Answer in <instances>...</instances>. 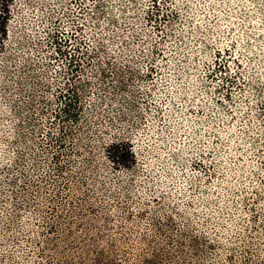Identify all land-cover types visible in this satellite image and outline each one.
I'll return each instance as SVG.
<instances>
[{"label":"rangeland","instance_id":"obj_1","mask_svg":"<svg viewBox=\"0 0 264 264\" xmlns=\"http://www.w3.org/2000/svg\"><path fill=\"white\" fill-rule=\"evenodd\" d=\"M71 84L87 139L128 141L137 162L118 170L95 143L97 177L76 167L72 190L96 211L44 218L26 205L15 142L33 98ZM0 264H264V0H15Z\"/></svg>","mask_w":264,"mask_h":264},{"label":"trees","instance_id":"obj_2","mask_svg":"<svg viewBox=\"0 0 264 264\" xmlns=\"http://www.w3.org/2000/svg\"><path fill=\"white\" fill-rule=\"evenodd\" d=\"M14 2L15 0H0V54L6 51ZM56 51H59V55L73 57L67 47H59ZM33 101L32 113L23 122L29 125L28 131L23 133L25 135L19 133V139L15 142L19 147L18 165L23 161L27 162L19 176L26 205L32 204L28 199L32 198L34 209L45 213L44 218L54 217L61 208L74 212H81L83 209L95 212L93 205L86 206L85 196L72 190L78 178L76 167L83 168L87 179L91 176L96 178L97 174L94 176L93 170L94 148L95 143L102 141L101 154L116 169L130 170L137 162L133 145L128 141L113 140L108 143L101 139H87L89 129L79 86L71 84L67 88L60 87L52 96L40 94ZM44 204L47 206L43 210ZM83 215L82 211L80 216ZM80 225L84 226V222L81 221ZM66 226L69 227L67 222ZM51 227L54 229L53 224ZM70 243L80 259H88L85 246L77 236ZM98 253L100 250H96V254Z\"/></svg>","mask_w":264,"mask_h":264}]
</instances>
